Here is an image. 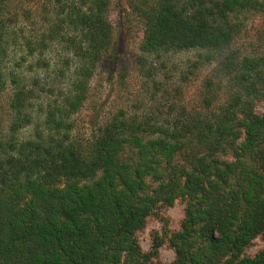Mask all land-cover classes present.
Here are the masks:
<instances>
[{
	"label": "trees",
	"instance_id": "1",
	"mask_svg": "<svg viewBox=\"0 0 264 264\" xmlns=\"http://www.w3.org/2000/svg\"><path fill=\"white\" fill-rule=\"evenodd\" d=\"M7 1L0 0V90ZM110 2L50 0L43 39L29 45L59 50L67 66L60 76H69L59 99L36 107L43 122L35 140L19 131L35 119L27 100L40 98L41 81L32 89L11 77L13 115L0 136V264H151L164 239L145 251L138 233L177 199L185 216L167 238L176 249L170 264H264V248L245 253L264 235V111L257 110L264 47L235 46L248 17L264 16V0H130L143 24L136 61L155 89L153 62L183 51L197 52L196 67L214 64V77L201 107L173 103L170 115L120 109L82 137L74 116L111 51Z\"/></svg>",
	"mask_w": 264,
	"mask_h": 264
},
{
	"label": "rangeland",
	"instance_id": "2",
	"mask_svg": "<svg viewBox=\"0 0 264 264\" xmlns=\"http://www.w3.org/2000/svg\"><path fill=\"white\" fill-rule=\"evenodd\" d=\"M130 0H111L108 19L113 27V44L109 55L97 64L91 79L89 97L82 108L75 114L76 133L82 137L90 136L100 123L120 109L129 114L170 115V106L189 108L201 107L202 98L207 91L206 81L214 77V64L193 65L197 58L195 50L183 51L167 56V63L153 62L158 70L159 88L139 68L137 56L143 39V24L130 5ZM2 17L6 19V56L3 63L5 72V88L0 90V136L8 134L13 112L10 102L14 85L13 74H18L21 84H31L35 79L41 81L43 87L40 98L29 95L27 110L34 111L32 122L19 131L21 140L36 138V126L39 118L36 107L39 103L47 105L59 99V87L62 79L60 68H67L61 62L59 50L50 49L44 53L34 51L30 47L42 40V33L47 29L46 14L52 8L50 0H8ZM244 31L237 37L235 46L244 52H255L264 47V16L251 15L245 21ZM58 46V45H55ZM41 58V63L39 62ZM71 73V72H70ZM149 79V78H148ZM53 87L54 91H48ZM217 89L218 86L214 85ZM217 97L223 92L215 91ZM38 95V94H37ZM40 95V94H39ZM264 111V102L257 106ZM185 216V202L177 199L172 206L157 209L152 214L146 227L138 233L140 244L145 251L153 250L157 237L164 242L158 247V253L151 264H170L176 258V249L168 241L169 235L180 229ZM264 248V235L256 237L246 249L248 255H255Z\"/></svg>",
	"mask_w": 264,
	"mask_h": 264
}]
</instances>
